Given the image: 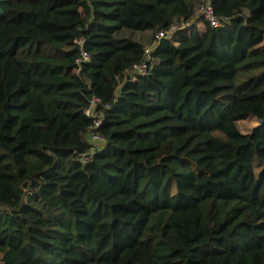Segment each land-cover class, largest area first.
Returning a JSON list of instances; mask_svg holds the SVG:
<instances>
[{
    "label": "trees",
    "instance_id": "16d2710c",
    "mask_svg": "<svg viewBox=\"0 0 264 264\" xmlns=\"http://www.w3.org/2000/svg\"><path fill=\"white\" fill-rule=\"evenodd\" d=\"M200 3L0 0V264H264V0Z\"/></svg>",
    "mask_w": 264,
    "mask_h": 264
},
{
    "label": "built area",
    "instance_id": "2783aa9c",
    "mask_svg": "<svg viewBox=\"0 0 264 264\" xmlns=\"http://www.w3.org/2000/svg\"><path fill=\"white\" fill-rule=\"evenodd\" d=\"M197 15L203 21L209 22L210 25L213 27H219L221 25V20L215 14V10L213 7V0H201L200 6L197 10ZM181 27H183L184 29H189L191 25L188 23L183 24V25L176 24V25H173L169 29L160 30L159 32L156 33L155 41L153 45L145 49V59L141 63L133 65L132 71H133L134 79L136 78V75H146L148 71L150 70V67H151L150 52H151V49L157 44V42L162 40L163 38L168 37L173 30L177 28H181ZM76 42L81 48V60H88L89 55L83 48L84 39H77ZM97 102H98V99L92 100V105L86 109L87 115L94 116L95 110L93 107H95ZM100 123H101V119L98 116H96L94 118L93 128H97L98 126H100ZM90 138L93 141H100V142L105 140L103 136L100 135L97 131H92Z\"/></svg>",
    "mask_w": 264,
    "mask_h": 264
},
{
    "label": "rangeland",
    "instance_id": "374dc122",
    "mask_svg": "<svg viewBox=\"0 0 264 264\" xmlns=\"http://www.w3.org/2000/svg\"><path fill=\"white\" fill-rule=\"evenodd\" d=\"M73 19L72 18H67V19H63L61 21H64V22H69V21H72ZM204 28V27H203ZM202 28V29H203ZM258 122L256 121H253V120H244V121H241L239 123L240 125V128L243 132H249L250 129H252L253 126H255Z\"/></svg>",
    "mask_w": 264,
    "mask_h": 264
},
{
    "label": "crops",
    "instance_id": "0c3cea01",
    "mask_svg": "<svg viewBox=\"0 0 264 264\" xmlns=\"http://www.w3.org/2000/svg\"><path fill=\"white\" fill-rule=\"evenodd\" d=\"M196 25L199 27V28H203V22L201 19H198L197 22H196Z\"/></svg>",
    "mask_w": 264,
    "mask_h": 264
}]
</instances>
